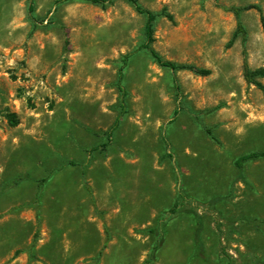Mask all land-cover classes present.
Wrapping results in <instances>:
<instances>
[{
    "label": "rangeland",
    "instance_id": "obj_1",
    "mask_svg": "<svg viewBox=\"0 0 264 264\" xmlns=\"http://www.w3.org/2000/svg\"><path fill=\"white\" fill-rule=\"evenodd\" d=\"M56 1L31 22L27 0H0V264H264V158L234 165L264 152L243 77L264 68L257 11L229 45L230 9L264 0H138L172 18L153 49L206 77L156 64L126 1Z\"/></svg>",
    "mask_w": 264,
    "mask_h": 264
},
{
    "label": "trees",
    "instance_id": "obj_2",
    "mask_svg": "<svg viewBox=\"0 0 264 264\" xmlns=\"http://www.w3.org/2000/svg\"><path fill=\"white\" fill-rule=\"evenodd\" d=\"M64 1H68V0H57L56 3H60V2H64ZM84 1H87V2L94 4V5H98L103 9L108 7V6H111L113 4V0H84ZM124 1H126L128 4H130L136 13L144 16V19H145L144 27H143L144 41L140 45V48L145 50L150 55V57L153 59V61L156 64H158L162 68H166V69L170 70L172 73L183 70V71H189L193 75L200 76V77H206L210 74V70L205 69V68H200V67H196L193 65L177 64L175 62L165 60L153 49L152 44L155 41L154 23H155L157 17L163 16L168 20H172L170 14H168L165 9H163L160 13H154V12H151V11L143 8L139 4L138 0H124ZM27 3H28V8H27L28 19L31 22H35L37 20L33 16V12H34L33 0H27ZM251 9L257 11V13L259 15L260 26H261L262 32L264 33V15L262 13L261 8L258 5L248 4V5H245L242 7L231 8L230 10L233 12L235 20H236V28L232 34V38H231L229 45L239 35L244 38L245 30H244V27H243V24L241 21V15L244 11H248ZM127 59H128V56H125L124 60L122 62L123 66L120 67V69L118 71V75H117V84L116 85H117L119 92L122 94V96L125 95V92H124L123 87H122V81H123V77H124L123 67L126 64ZM243 77H244V80L248 84L254 85L264 95V85H262L258 81V79L264 78V68L251 69L248 67L247 63L244 60V62H243ZM172 83H173V87L175 90V97H176V99H178V97H179V85H178V82H177V79L175 76L172 77ZM178 113H179V109L177 108L173 111V117H176L178 115ZM11 121H12V124L16 123L13 118H11ZM117 123H118V119L115 121V124L110 129L108 136L115 129ZM209 134H211V133L209 132ZM93 150H96V148H94ZM261 158H264V152H251V153L244 154V155L238 157L235 160L234 165L238 169V171H241L245 162L257 160V159H261ZM179 199H181L180 195L177 197L176 201L174 202V204L170 210L171 213L176 212V209L179 206ZM222 253L225 256V258L227 259L225 264H234L233 258L231 256L226 254L224 250H222Z\"/></svg>",
    "mask_w": 264,
    "mask_h": 264
}]
</instances>
